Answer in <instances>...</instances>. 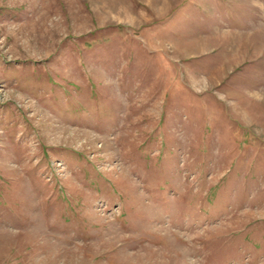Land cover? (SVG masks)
I'll use <instances>...</instances> for the list:
<instances>
[{"label":"rangeland","instance_id":"1","mask_svg":"<svg viewBox=\"0 0 264 264\" xmlns=\"http://www.w3.org/2000/svg\"><path fill=\"white\" fill-rule=\"evenodd\" d=\"M0 264H264V0H0Z\"/></svg>","mask_w":264,"mask_h":264}]
</instances>
